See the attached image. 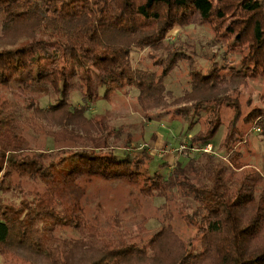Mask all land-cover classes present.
Masks as SVG:
<instances>
[{
	"label": "trees",
	"instance_id": "1",
	"mask_svg": "<svg viewBox=\"0 0 264 264\" xmlns=\"http://www.w3.org/2000/svg\"><path fill=\"white\" fill-rule=\"evenodd\" d=\"M239 8L245 19L240 31L247 34L236 39L250 41L251 51L240 68L264 74V0H0V89L22 92L29 100L22 108L10 99L0 103V258L5 263L264 264V187L258 194L255 180H232L234 170L242 168L236 158L226 165L204 151L222 126L224 104L214 90L225 79L217 68L196 72L189 66V93L175 97L168 86L186 63L179 49L185 40L172 43L170 34L196 14L210 23ZM148 49L164 56L161 75L132 65L133 53ZM241 69L229 72L236 81L244 80ZM129 91L137 92L146 113L183 103L176 111L190 122L189 129L204 114L212 117L209 138L198 140V131L173 169L150 154H133L129 137V149L111 147V140L122 138L112 136L104 117L86 115L90 105ZM233 107L235 118L221 149L239 135V106ZM241 122L264 127V112L253 110ZM25 124L55 137L54 145L71 136L82 149L30 152ZM72 125L94 133V141L72 134ZM95 180L136 184L147 198L164 200L158 210L170 201L169 193L178 192L194 206L199 244H186L171 224L141 244L112 242L107 236L120 231L118 216H109L106 226L84 211L83 184ZM23 181L35 187L29 191Z\"/></svg>",
	"mask_w": 264,
	"mask_h": 264
},
{
	"label": "rangeland",
	"instance_id": "2",
	"mask_svg": "<svg viewBox=\"0 0 264 264\" xmlns=\"http://www.w3.org/2000/svg\"><path fill=\"white\" fill-rule=\"evenodd\" d=\"M243 15L240 8L235 12L231 9L224 21L215 18V21L206 23L196 14L189 25L183 26V29L174 30L170 34L171 42H177V37L185 40L184 46L179 49L183 50L186 63H182L172 74L168 86L175 97L182 96L191 91V67L196 72H204L212 68L218 69L225 79L224 82L222 81L223 84L214 90V93L221 97L224 104L220 108L222 126L215 136L212 135L213 144L209 145L212 147V151L208 153L215 154L226 165H229L232 158H236L242 168L234 170L235 175L232 180L234 179L236 182L255 180L257 183L255 190L259 194L264 187V127L247 126L241 121L253 110L264 112V74L262 69L259 70V75L241 69L249 62L251 53L250 41H245L247 39L244 38L245 42L242 43L243 40L236 39L237 34L242 38L244 34H247V31L242 34L240 31L245 21ZM230 30H233L234 33H231ZM132 57L134 67L149 69L155 71L157 75H161L164 67L162 63L164 56L161 53L149 49L139 50L135 51ZM239 69L245 76L243 81H236L229 73L239 72ZM21 93L0 89V103L10 99L22 108L25 106L24 103H28L29 100L26 94ZM225 101L229 103L225 105ZM75 102H78V99H75ZM181 105L183 106V103L170 106L163 113L158 110L152 113L148 112V114L141 108L137 100V92L129 91L127 94L115 95L111 100H99L96 104L90 105L86 116L90 118L93 116L104 117L113 132L112 136L115 138L118 135L122 138L118 143L111 140V147L121 150L130 148L129 150L133 154L143 156L142 158L150 154L154 156L157 163H168L173 169L182 156V151L188 148L186 143L189 144L191 138L198 131V140L209 138L207 122L214 120L212 117L208 119L209 116L204 114L199 123L194 126L195 128L189 129L190 122H186V119L176 111L177 106ZM233 105L239 106L241 116L238 123L239 135L236 136L234 142H230V148L222 147L221 149L228 136L229 126L232 125V120L235 118L236 110ZM27 115L31 116L28 110ZM150 119H154L155 122L150 123ZM214 123L216 122L214 121ZM257 128L260 131H256ZM72 130V134L76 136H86L93 141L95 139L92 137L94 133L87 134L78 131L76 126L75 128L73 126ZM105 135L104 133L103 137ZM23 136L29 151L32 150V152L45 153L57 150L58 154L62 150L77 151L82 149L79 144L72 142L71 136L69 141L56 142L54 145V136L52 139L47 132L41 129L33 130L26 124L23 127ZM128 137L132 143V147L129 148L125 145ZM66 152L68 151L62 153ZM224 154H226L225 157ZM2 179L3 173H0V182ZM14 180L16 182L18 178L15 177ZM22 185L29 191L35 187L29 181H23ZM83 187L86 192L83 200L84 211L88 219L107 226L109 216H118L120 231L107 236L112 242L121 239L128 244H141L149 240L163 224H171L186 244L190 242L195 246L199 244V224L194 216V206L190 205V200L181 197L178 192L169 193L170 201L164 209L158 210L157 208L162 205L164 200L162 198L155 200L151 197L147 198L140 193L136 184L95 180L92 183L83 184ZM232 189L235 190L236 185H233ZM26 198L29 199L28 196ZM166 214L173 215V218H166ZM0 264L12 263H5L0 258Z\"/></svg>",
	"mask_w": 264,
	"mask_h": 264
},
{
	"label": "built area",
	"instance_id": "3",
	"mask_svg": "<svg viewBox=\"0 0 264 264\" xmlns=\"http://www.w3.org/2000/svg\"><path fill=\"white\" fill-rule=\"evenodd\" d=\"M256 131H260L259 128L256 129ZM205 152H210L212 151V147L211 146H207L205 149H204Z\"/></svg>",
	"mask_w": 264,
	"mask_h": 264
}]
</instances>
